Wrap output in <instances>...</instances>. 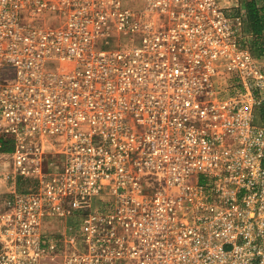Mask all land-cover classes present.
<instances>
[{
	"label": "built area",
	"instance_id": "obj_1",
	"mask_svg": "<svg viewBox=\"0 0 264 264\" xmlns=\"http://www.w3.org/2000/svg\"><path fill=\"white\" fill-rule=\"evenodd\" d=\"M255 39L221 0H0V264H264Z\"/></svg>",
	"mask_w": 264,
	"mask_h": 264
},
{
	"label": "trees",
	"instance_id": "obj_2",
	"mask_svg": "<svg viewBox=\"0 0 264 264\" xmlns=\"http://www.w3.org/2000/svg\"><path fill=\"white\" fill-rule=\"evenodd\" d=\"M246 29L256 36L255 44L260 53L264 52V5L256 0H244Z\"/></svg>",
	"mask_w": 264,
	"mask_h": 264
},
{
	"label": "rangeland",
	"instance_id": "obj_3",
	"mask_svg": "<svg viewBox=\"0 0 264 264\" xmlns=\"http://www.w3.org/2000/svg\"><path fill=\"white\" fill-rule=\"evenodd\" d=\"M222 4L226 7V10L230 13V14H237L240 13L242 11L245 10L244 8V0H221ZM256 2L258 3V5H264V0H256ZM51 158H53L51 156ZM34 181L31 179H27V180H21L18 182V186L21 190H29L31 188H33L34 186ZM0 189H2V187H0ZM1 200V199H0ZM59 227V230H61V227ZM48 228V227H47ZM46 228V229H47ZM53 229H49L47 232H51ZM47 260H50L53 262L52 259L49 258H44L43 259V264H45L44 262H46ZM56 261V260H55ZM59 261H57L58 264Z\"/></svg>",
	"mask_w": 264,
	"mask_h": 264
},
{
	"label": "crops",
	"instance_id": "obj_4",
	"mask_svg": "<svg viewBox=\"0 0 264 264\" xmlns=\"http://www.w3.org/2000/svg\"><path fill=\"white\" fill-rule=\"evenodd\" d=\"M45 264H57V263H55V262H52V261H50V260H47L46 262H44Z\"/></svg>",
	"mask_w": 264,
	"mask_h": 264
}]
</instances>
